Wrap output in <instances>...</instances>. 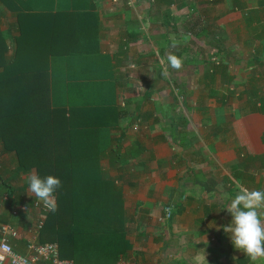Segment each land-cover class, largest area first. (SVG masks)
<instances>
[{"label": "crops", "instance_id": "obj_1", "mask_svg": "<svg viewBox=\"0 0 264 264\" xmlns=\"http://www.w3.org/2000/svg\"><path fill=\"white\" fill-rule=\"evenodd\" d=\"M0 40L7 47L0 61L16 60L19 72L32 60L48 62L54 102H64V77H93V100L121 116L101 163L122 191L126 256L145 264H194L197 254L208 264H264L224 230L231 199L241 189L264 190V113L244 114L254 96L264 106V0H2ZM216 51L222 63L210 76ZM169 54L182 60L180 70L168 65ZM15 159L0 142V190L9 184L31 200L24 177L34 170L20 171ZM167 204L172 217L160 221ZM4 205L0 223L22 224Z\"/></svg>", "mask_w": 264, "mask_h": 264}, {"label": "trees", "instance_id": "obj_2", "mask_svg": "<svg viewBox=\"0 0 264 264\" xmlns=\"http://www.w3.org/2000/svg\"><path fill=\"white\" fill-rule=\"evenodd\" d=\"M25 13L17 12V16L22 18ZM24 37L16 38L19 53ZM5 51L7 47L0 40V58ZM214 54L218 63H210L211 69L207 70L210 76L222 63L218 52ZM3 59L0 61L3 67L0 71L2 148L14 154L20 171L34 170L41 177L51 174L61 180V187L55 192L58 209L55 213L43 212L38 242H56L59 256L75 264H113L127 257L122 191L113 180L104 177L101 163L111 144L117 141L109 129L121 116L110 104L93 100L91 94L97 90L93 77L84 83L69 82V77H64V102L59 103L54 102L56 80L47 61L39 67L32 60V68L19 72L12 67L16 60L6 63ZM79 91L82 96L75 100L78 97L73 95ZM18 95H27L30 99L23 103L12 101ZM256 103L254 96L244 114L264 113V106ZM110 114L111 119L104 118ZM260 159L264 160V154ZM3 187L0 200L5 193L14 196L6 201L9 207L22 198L20 188L9 184ZM36 216L34 213L32 217ZM17 218L23 221L28 214ZM2 223L8 222L4 219Z\"/></svg>", "mask_w": 264, "mask_h": 264}, {"label": "clouds", "instance_id": "obj_3", "mask_svg": "<svg viewBox=\"0 0 264 264\" xmlns=\"http://www.w3.org/2000/svg\"><path fill=\"white\" fill-rule=\"evenodd\" d=\"M176 41H173V46ZM168 65L174 70H180L182 60L174 54L167 56ZM163 63V61H162ZM167 69H165L166 74ZM28 185L29 196L34 195L50 212L55 213L58 204L55 192L61 187V180L55 175L41 177L32 171L24 177ZM231 214V223L224 227L234 247L243 252L251 261L264 258V222L261 219V209H264V190L241 189L226 207ZM3 257L0 256V260ZM194 264H208L205 254H197Z\"/></svg>", "mask_w": 264, "mask_h": 264}, {"label": "built area", "instance_id": "obj_4", "mask_svg": "<svg viewBox=\"0 0 264 264\" xmlns=\"http://www.w3.org/2000/svg\"><path fill=\"white\" fill-rule=\"evenodd\" d=\"M213 1V0H209ZM211 59L218 63V59L213 56ZM179 100L182 96L178 95ZM12 199V195L5 193L1 202ZM26 196L23 202L12 203L9 207L10 216L17 218L20 214H30L31 211L37 215L33 218L34 225L28 234L23 235L20 228L11 223H0V264H75L70 259H64L59 256V247L56 242H38L39 232L43 226V212L47 209L42 202L36 198ZM173 208L167 204L163 208V214L158 218L160 221L169 220L172 217ZM22 246V251L17 248ZM20 246V247H21ZM113 264H145L134 257H121Z\"/></svg>", "mask_w": 264, "mask_h": 264}, {"label": "rangeland", "instance_id": "obj_5", "mask_svg": "<svg viewBox=\"0 0 264 264\" xmlns=\"http://www.w3.org/2000/svg\"><path fill=\"white\" fill-rule=\"evenodd\" d=\"M9 42L11 43V41L9 40ZM240 90V89H239ZM178 92V91H177ZM179 94L180 95H182V91H181V89L179 90ZM187 94V93H186ZM263 140H264V138H263ZM2 190H4V187L2 186V189H1V191ZM25 198H20V200L19 201H21V202H23V200H24ZM17 204H19V202L17 203ZM4 206H8V203H5V205ZM34 215V212H33V210L31 211V213L30 214H28V218L27 219H25V220H23V223L22 224H15V227H18V228H21L22 229V232H24L25 231V227L28 225V223L29 222H31V219H33V216ZM33 225H34V222H33V220H32V224L31 225H29L28 227H27V229H31L32 227H33Z\"/></svg>", "mask_w": 264, "mask_h": 264}]
</instances>
